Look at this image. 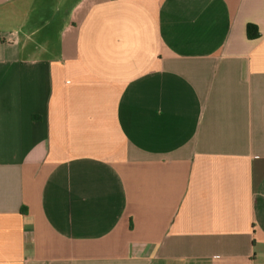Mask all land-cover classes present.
<instances>
[{
	"label": "crops",
	"instance_id": "1",
	"mask_svg": "<svg viewBox=\"0 0 264 264\" xmlns=\"http://www.w3.org/2000/svg\"><path fill=\"white\" fill-rule=\"evenodd\" d=\"M0 264H264V0H0Z\"/></svg>",
	"mask_w": 264,
	"mask_h": 264
},
{
	"label": "trees",
	"instance_id": "2",
	"mask_svg": "<svg viewBox=\"0 0 264 264\" xmlns=\"http://www.w3.org/2000/svg\"><path fill=\"white\" fill-rule=\"evenodd\" d=\"M255 30H256V28L254 26H252V25L248 26V35L250 38H256L257 33Z\"/></svg>",
	"mask_w": 264,
	"mask_h": 264
}]
</instances>
